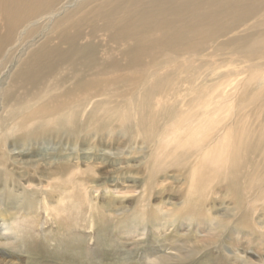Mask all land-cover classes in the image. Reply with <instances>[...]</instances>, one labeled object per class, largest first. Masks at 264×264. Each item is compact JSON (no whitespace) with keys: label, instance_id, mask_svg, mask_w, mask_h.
I'll return each mask as SVG.
<instances>
[{"label":"bare ground","instance_id":"6f19581e","mask_svg":"<svg viewBox=\"0 0 264 264\" xmlns=\"http://www.w3.org/2000/svg\"><path fill=\"white\" fill-rule=\"evenodd\" d=\"M69 1L0 0L2 30L24 26L19 36L25 40L35 34L30 24L51 17L69 6ZM56 25L63 26L57 42L50 50L27 56L15 79L21 88H35L53 68L69 66L68 71L45 77V94H40L42 101H33L36 105L30 98L23 101L31 95L24 91L17 118L10 120L9 106L4 103L0 195L17 198L21 205L17 213L26 216L17 224L22 228L20 235L5 241L1 238L13 228L0 204V245L16 249L23 241L37 264H48L43 261L46 257L62 261L61 255L74 261L71 199L74 184L86 178L76 177L77 162L69 157L59 163L51 159L72 155L78 141L88 145L92 137L111 134L112 125L124 130L134 125L149 148L160 141V148L169 150L168 156L147 157V188L142 193L146 203L155 195L154 187L160 186L162 202L165 194L171 195L168 168L179 167L176 178L186 181V198L192 199L190 218L196 219L190 232L203 236L194 251L208 255L206 264H229L233 259L232 264H255L237 254L245 242L263 259L258 264H264V122L250 125L247 115L238 116L246 121L228 118L230 111L217 103L219 83L204 87L208 81L202 77L206 70L221 71L235 59L252 60L227 73L247 75L236 86L240 105L250 108L264 103L260 97L264 91V0H85L56 16L51 27ZM95 43L104 49L116 45L120 50L113 59L107 55L97 60ZM80 65L88 71L80 72ZM200 78L201 83L197 82ZM253 85L256 88L250 91ZM170 99L176 100L174 104H168ZM263 109L264 105L256 108L257 118ZM242 110L238 107L236 114ZM145 129L151 133L148 138ZM179 131L183 134L178 137ZM19 147L30 150L28 158L20 157L24 149ZM41 195L55 215L53 228L41 227L45 242L27 232H39L40 216L24 213L32 206H36L33 213H39ZM182 210L186 209L175 211ZM59 245L63 248L57 250ZM221 250L226 253L221 255ZM15 260L0 259V263H20Z\"/></svg>","mask_w":264,"mask_h":264},{"label":"rangeland","instance_id":"374dc122","mask_svg":"<svg viewBox=\"0 0 264 264\" xmlns=\"http://www.w3.org/2000/svg\"><path fill=\"white\" fill-rule=\"evenodd\" d=\"M82 1L85 0H71L69 6L64 5L61 10L59 8L60 11L54 12L51 17L47 15L40 19L37 24L36 22L30 24L29 29H35L33 32L35 34L25 40L21 35L19 36V33L23 32L24 26L20 29H9L4 32L2 30L3 22L0 21V127L7 118L4 103L7 102L9 106L10 120L15 119L21 113L20 100L24 96V91L31 92V95L24 98L23 101L30 98V103L36 105L33 101H42L43 97L40 96L45 94L47 84L45 83V77L61 76L62 72L68 71L69 66H62L58 70L53 68L51 73L44 76V81L42 83L38 82V86L35 88L29 86L21 88L15 79L20 65L22 68L27 63V56L50 50L57 42L60 34L59 28L63 26H59V24L56 27H51L55 17L59 18L64 12L75 9V6ZM44 37L46 38L43 39ZM218 42L220 41L217 40L214 45ZM61 45L64 46V44ZM55 46H58V44ZM93 47L96 51L97 60H103L107 55H110L109 59L111 57L113 59V55L120 50L116 45L112 49L110 46L109 49H104L103 45L95 43ZM233 61H231V65L221 67V71L219 69L206 70L202 75L208 81L205 82L204 87L210 85L209 82L219 83L220 87L215 92L219 94L217 98H220L217 103H219V106L222 102V107L226 111H230V114L227 111L228 116H230L228 118L246 121L245 117L238 118V116L247 115L249 116L247 117V123L250 125H256L257 121L263 123L264 109L258 118L255 114L256 108L264 105L263 102H257L250 108L239 104L241 93L237 91L236 86L247 75L231 76L227 73L230 69H242L248 66L252 60L241 62L235 59ZM66 63L68 62L66 61ZM206 67L208 69L209 65ZM78 69L82 73L88 71V68L83 67V65H80ZM201 81V78L197 79V82L201 83ZM61 86L62 84L58 87ZM193 87L196 88L197 86ZM255 88L256 85L251 86L250 91ZM260 97L263 101L264 91ZM172 101L170 99L168 104ZM175 101L170 105L174 104ZM158 103L157 100V107H160ZM238 107L243 110L241 113L236 114ZM150 120L153 119L150 118ZM117 127L120 126L112 125L110 127L113 131L111 134L90 138L88 145L85 143L78 144V141L72 155L66 154L63 155V158L51 159L54 163L64 162L66 157L76 161L79 168L76 177H85L84 181L86 183L76 182L74 184L73 193H75L71 199L75 221L72 231L74 243L73 263L64 259L65 257L62 255V261H56L52 257H46L43 261L48 264H206L208 255L194 251L203 236L201 233L195 235L190 232V227L195 225L196 219L193 222L190 218L192 214L188 206L192 199L186 198L188 192L186 181L184 177L176 178L180 168H168L167 175L169 177H167L166 182L167 185L171 186V195L165 194L163 202L158 193L160 186L151 188L156 193L148 200L149 204L146 203L145 196H142L143 189L147 188L144 183L148 174L147 157L158 154L168 156V148L161 149L162 142L160 141H156L158 145L149 148V144L143 142L144 136L138 134V129L134 125L127 126L125 130L124 127H121V129ZM113 128L117 131H114ZM144 131L148 138L151 135L149 129ZM179 132L178 137L183 134L182 131ZM19 148L20 150L24 149L20 157L22 156L23 159L28 158L30 150L27 151L23 147ZM34 157L43 158L44 160L49 159L48 156L41 155ZM72 163L74 162L72 161ZM181 171L183 172V170ZM82 172L84 173L82 174ZM45 197L41 195L39 198L42 203L38 214L33 213L36 206L29 207L24 211L26 214L40 216L38 220L39 232L27 231L32 237L37 234V239L40 242L47 241L45 239L46 233L42 232L41 227L43 226V229L46 230L49 227L53 228V219H55L49 205L44 202ZM61 202L66 203V200L61 199ZM0 204H2L5 212L9 214L10 224L13 228L4 234L6 237L1 238L7 241L6 239L10 236L16 238L20 235L22 228L17 224L26 215L17 213L21 207L17 198H12L7 194L0 195ZM172 207L174 211H168ZM182 208L186 210H182V212L175 211ZM191 208L195 210L193 203H191ZM21 240L25 241L24 238H21ZM55 240L49 241L55 243ZM22 242L16 249L0 245V259H17L20 262L19 264H37L36 262L33 263L32 257L23 248ZM198 247L200 248V246ZM61 248H63L62 245L57 246V250ZM219 253L222 255L226 251L221 250ZM237 254L240 257H248L250 261L256 262L255 264H258L259 260H263L245 242L240 243ZM213 257L216 258L215 252ZM232 263H234V259L229 261V264ZM207 264L213 263L209 261Z\"/></svg>","mask_w":264,"mask_h":264}]
</instances>
